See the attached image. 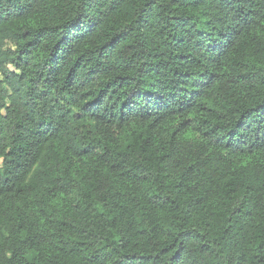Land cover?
Segmentation results:
<instances>
[{
	"label": "trees",
	"instance_id": "16d2710c",
	"mask_svg": "<svg viewBox=\"0 0 264 264\" xmlns=\"http://www.w3.org/2000/svg\"><path fill=\"white\" fill-rule=\"evenodd\" d=\"M0 264H264V0H0Z\"/></svg>",
	"mask_w": 264,
	"mask_h": 264
}]
</instances>
